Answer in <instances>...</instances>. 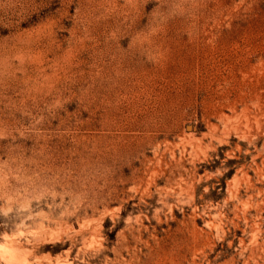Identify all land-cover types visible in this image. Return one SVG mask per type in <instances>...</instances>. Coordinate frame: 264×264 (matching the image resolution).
Here are the masks:
<instances>
[{
    "label": "rangeland",
    "instance_id": "374dc122",
    "mask_svg": "<svg viewBox=\"0 0 264 264\" xmlns=\"http://www.w3.org/2000/svg\"><path fill=\"white\" fill-rule=\"evenodd\" d=\"M10 247L264 264V0H0Z\"/></svg>",
    "mask_w": 264,
    "mask_h": 264
},
{
    "label": "bare ground",
    "instance_id": "6f19581e",
    "mask_svg": "<svg viewBox=\"0 0 264 264\" xmlns=\"http://www.w3.org/2000/svg\"><path fill=\"white\" fill-rule=\"evenodd\" d=\"M185 130H187L189 132L191 130V127L187 126L185 128ZM3 249H5V248H3ZM1 252H3V254L8 257L9 263L12 262L10 264H20V258H19L20 257V251L18 249L10 247V248H7ZM6 261H7V259H6Z\"/></svg>",
    "mask_w": 264,
    "mask_h": 264
}]
</instances>
